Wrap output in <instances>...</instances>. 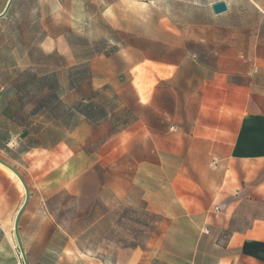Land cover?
<instances>
[{"label":"rangeland","instance_id":"374dc122","mask_svg":"<svg viewBox=\"0 0 264 264\" xmlns=\"http://www.w3.org/2000/svg\"><path fill=\"white\" fill-rule=\"evenodd\" d=\"M218 1L228 14H213ZM225 39L250 72L231 81L264 96V0L13 1L0 19V159L27 186L18 235L28 264L240 262L228 233L203 224L220 217L217 200L203 203L161 153L205 69L235 64L218 58ZM177 198L199 214L183 216ZM24 200L0 169V264H24L14 235ZM246 211L264 215V204ZM249 223L238 214L233 228ZM251 258L264 264V249Z\"/></svg>","mask_w":264,"mask_h":264},{"label":"crops","instance_id":"0c3cea01","mask_svg":"<svg viewBox=\"0 0 264 264\" xmlns=\"http://www.w3.org/2000/svg\"><path fill=\"white\" fill-rule=\"evenodd\" d=\"M225 3L227 11L219 16L231 10L229 3ZM223 44L229 48L219 50L218 58L233 60L235 64H219L205 69L208 78L202 80L192 98L183 101L184 111L178 117L177 132L162 138L166 143L161 153L177 159L173 171L190 173L185 178L207 195L203 203L214 198L217 200L220 217L211 221L206 217L203 224L209 225V230L228 233L225 250L242 248L244 254L240 262L259 264L251 256L264 249V215L250 214L246 210L264 204V96L243 83L231 81L232 76H250V72L244 67L243 55L234 51L233 39H225ZM256 59H264V56ZM142 104L146 109L154 108L153 100ZM137 123L132 130H137ZM146 130L148 133L152 131L149 126ZM0 169L4 171L1 166ZM186 195L194 197L193 194ZM176 200L183 216L199 214L187 212L185 205L178 198ZM238 214L251 221L241 230L233 228ZM232 257L227 255L217 264L240 263Z\"/></svg>","mask_w":264,"mask_h":264},{"label":"water","instance_id":"95a60500","mask_svg":"<svg viewBox=\"0 0 264 264\" xmlns=\"http://www.w3.org/2000/svg\"><path fill=\"white\" fill-rule=\"evenodd\" d=\"M13 1L14 0H8L7 1L3 11L0 13V19H3L6 16V14L8 13ZM211 9L213 11V14L220 15V14L225 13L227 11V5H226L225 1H218V2L212 4ZM0 164L5 166L6 168H8L15 175V177L19 180V182L22 184L23 188L25 189V200H24V203L21 206V208L18 210V212H17V214L15 216V220H14V235L16 237V240H17V243H18V247H19L20 253H21L22 258H23V262H24V264H28L26 256H25V253H24V250L22 248V245H21V242H20V239H19V235H18V222H19L20 216H21V214H22V212H23V210H24V208H25V206L27 204V200H28L27 186H26L23 178L21 177V175L18 173V171L14 167H12L11 165H9L6 162L2 161L1 159H0Z\"/></svg>","mask_w":264,"mask_h":264},{"label":"bare ground","instance_id":"6f19581e","mask_svg":"<svg viewBox=\"0 0 264 264\" xmlns=\"http://www.w3.org/2000/svg\"><path fill=\"white\" fill-rule=\"evenodd\" d=\"M0 166L3 168V170L4 171H6V173H8L10 176H14L15 177V175L8 169V168H6L5 166H3L2 164H0ZM16 178V177H15ZM17 179V178H16ZM17 181L19 182V180L17 179ZM20 183V182H19ZM21 184V183H20Z\"/></svg>","mask_w":264,"mask_h":264},{"label":"built area","instance_id":"2783aa9c","mask_svg":"<svg viewBox=\"0 0 264 264\" xmlns=\"http://www.w3.org/2000/svg\"><path fill=\"white\" fill-rule=\"evenodd\" d=\"M171 129H173V127H171ZM214 210H215V211H220L221 209H220V207H219L218 205H215V206H214Z\"/></svg>","mask_w":264,"mask_h":264}]
</instances>
